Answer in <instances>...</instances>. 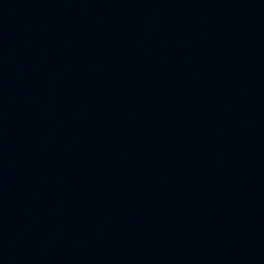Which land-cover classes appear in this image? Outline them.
<instances>
[{
	"label": "water",
	"instance_id": "obj_1",
	"mask_svg": "<svg viewBox=\"0 0 264 264\" xmlns=\"http://www.w3.org/2000/svg\"><path fill=\"white\" fill-rule=\"evenodd\" d=\"M0 264H264V0H0Z\"/></svg>",
	"mask_w": 264,
	"mask_h": 264
}]
</instances>
